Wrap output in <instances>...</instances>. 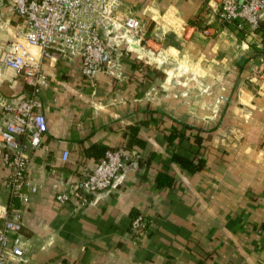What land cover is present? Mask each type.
<instances>
[{"label":"crops","instance_id":"1","mask_svg":"<svg viewBox=\"0 0 264 264\" xmlns=\"http://www.w3.org/2000/svg\"><path fill=\"white\" fill-rule=\"evenodd\" d=\"M117 2V18L141 21L160 68L133 52L108 63L106 52L90 85L78 57L52 51L42 60L45 125L26 165L36 191L23 187V199L4 185L0 143V228L4 212L18 213L10 237L24 253V262L8 264H264V75L252 73L264 60V28L219 23L213 0ZM17 25L11 0H0V96L11 103L28 92L2 62ZM8 118L0 110V132ZM131 128L141 146L128 145ZM118 147L138 148L140 156L107 190L87 194L82 207L54 200L57 179L76 180L82 166L101 158L97 153ZM191 149L193 162L202 160L196 171L170 160L173 152L193 156ZM157 172L171 184L157 186ZM136 214L144 223L134 233Z\"/></svg>","mask_w":264,"mask_h":264},{"label":"built area","instance_id":"2","mask_svg":"<svg viewBox=\"0 0 264 264\" xmlns=\"http://www.w3.org/2000/svg\"><path fill=\"white\" fill-rule=\"evenodd\" d=\"M213 1L219 23L246 28L249 32L260 26L264 28V0ZM117 5V0H11L18 25L6 43L2 62L14 69L28 87L26 96L15 103L0 96V110L9 115L0 132V143L2 162L7 169L4 185L11 197L23 199V187L30 192L36 191L26 175V165L31 152L41 145L45 125L41 92L49 81L42 71V60L50 58L52 51L66 60L78 57L79 74L92 85L104 53L109 54L108 63L121 52H133L139 59L145 52L150 53L142 44L141 21L133 16L117 18ZM252 73L257 77L264 75V60L260 59L252 67ZM67 156L68 151L62 150L61 160L65 161ZM139 156L138 148H106L93 167L79 169L76 180L57 179L52 186L54 200L62 204L72 199L76 207L85 206L87 194L107 190L125 163ZM18 217L15 211L3 214L0 264L24 262L20 240L10 237L18 230ZM143 223L141 215H134L130 230L138 232Z\"/></svg>","mask_w":264,"mask_h":264},{"label":"trees","instance_id":"3","mask_svg":"<svg viewBox=\"0 0 264 264\" xmlns=\"http://www.w3.org/2000/svg\"><path fill=\"white\" fill-rule=\"evenodd\" d=\"M187 127V126H186ZM180 134V133H179ZM178 134V135H179ZM174 134H170V136L168 137V139L173 138ZM200 140L199 136H195L194 137V142L198 143ZM134 143L138 146L142 145V142L140 141V139L135 137V129L131 128L130 129V135H129V140H128V145L130 143ZM104 150H101L100 153H97L98 155H102ZM195 150L191 149L188 150V153H191L193 156H189V155H183V154H178L176 152H173L170 156V160L179 164L182 168H184L185 170H187L188 172H194L196 171L202 164V160L200 158H197V160L195 162H193V158H194V152ZM155 181H156V185L157 186H161V185H170L172 182V178L167 175L164 172H157L156 176H155Z\"/></svg>","mask_w":264,"mask_h":264},{"label":"rangeland","instance_id":"4","mask_svg":"<svg viewBox=\"0 0 264 264\" xmlns=\"http://www.w3.org/2000/svg\"><path fill=\"white\" fill-rule=\"evenodd\" d=\"M142 44H143V46H144V48L146 49L147 47H146V45H145V42L144 41H142ZM145 55H143L142 56V59L143 60H146L147 62H149V64H152V65H159V68H160V64H161V62H162V58H158L157 56H156V54H151V53H144ZM146 55H148V56H146ZM167 60H169L168 62H167V67L166 68H168L167 70H171L172 72L174 71V69H175V67H176V65H177V63H175V61H173V59L171 58V57H169V59H167ZM160 63V64H159ZM190 62L188 61L187 62V64H189ZM163 64H165V63H163ZM185 67V66H184ZM157 75V77L159 78V79H161V81H163V77H164V75L166 76V74H164L163 72H161V71H158V73L156 74ZM169 76H171V75H169ZM169 76H167V78L169 79ZM174 76V74L171 76V79L170 80H172L173 77ZM187 77V76H186Z\"/></svg>","mask_w":264,"mask_h":264}]
</instances>
